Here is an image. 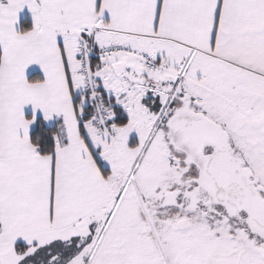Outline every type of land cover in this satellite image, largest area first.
<instances>
[{
    "label": "snow or ice",
    "instance_id": "snow-or-ice-1",
    "mask_svg": "<svg viewBox=\"0 0 264 264\" xmlns=\"http://www.w3.org/2000/svg\"><path fill=\"white\" fill-rule=\"evenodd\" d=\"M0 264H264V0H0Z\"/></svg>",
    "mask_w": 264,
    "mask_h": 264
}]
</instances>
